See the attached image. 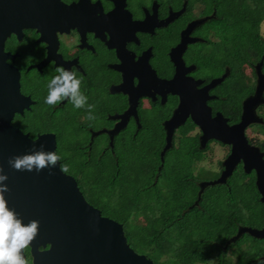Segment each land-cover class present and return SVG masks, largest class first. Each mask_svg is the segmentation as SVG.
Here are the masks:
<instances>
[{"label":"trees","instance_id":"16d2710c","mask_svg":"<svg viewBox=\"0 0 264 264\" xmlns=\"http://www.w3.org/2000/svg\"><path fill=\"white\" fill-rule=\"evenodd\" d=\"M157 1L178 8L183 3ZM187 6L188 19L215 14L205 24L211 40L198 45L195 61L209 78L220 77L225 69L229 70V75L213 90L217 99L210 105L229 124L236 123L242 102L255 94V66L262 63L264 74V38L259 34L264 0H187ZM12 41L13 51L22 54V60L15 64L21 72V90L37 101L31 112H26V119L17 116L14 124L31 136L55 134L56 153L64 172L75 178L86 201L103 217L123 225L128 244L136 253L145 255L153 264H211L213 260L216 264H257L258 258L264 259V239L246 233L231 242L240 228H264V204L254 171L247 174L240 164L226 183L208 186L198 199L203 180L195 175L194 165L201 162L211 145L200 149L199 137L192 133L196 127L188 123L162 160V118L153 113H146L141 119L138 132L129 126L121 134L123 139L116 141L114 156L108 153L102 158L86 157L80 151L88 140L84 132L82 135L72 129L68 104L53 108L56 104L44 103L50 78L25 71L23 57L30 64L37 61L38 53L25 56L19 50L20 44L14 38ZM92 111L95 118L89 123L94 126V121H98L95 111L102 119L105 115L95 106ZM263 111L264 106L259 116L263 123L254 124L251 129L264 131ZM251 144L264 152L263 141L255 138ZM218 176L219 173L210 181Z\"/></svg>","mask_w":264,"mask_h":264},{"label":"flooded vegetation","instance_id":"af4514ba","mask_svg":"<svg viewBox=\"0 0 264 264\" xmlns=\"http://www.w3.org/2000/svg\"><path fill=\"white\" fill-rule=\"evenodd\" d=\"M58 3L72 8L67 12L66 22L62 26H54L56 30L53 29L44 35L37 30H25L21 40L11 35L4 42V55H7L8 64L19 68L15 64L17 60H22V54L13 51L14 38L20 44L19 50L27 54L25 56L38 53L37 61L30 64H27L28 59L23 57L26 72H35L50 79L57 75L55 69L60 66L76 72L77 77L81 79V91L87 97V102L92 103L95 109L98 107L101 112L104 110L105 118L102 119L103 116L98 113L99 122L94 121V126L90 125L87 105L76 109L68 100H61L53 108L68 104L72 110L70 115L74 123L72 129L75 132L80 131V134L84 132L88 140L80 151L88 158L96 156L102 158L108 153L114 156L116 141L123 139L120 138L121 134L129 126H133L138 132L141 129L140 121L146 113L150 116L153 113L162 118L160 124L165 134L163 151L167 138L165 126L180 107L177 119L182 123L173 131L172 147V142L186 124L195 125L191 106L187 103L183 110V102L188 101L189 96L202 98L204 94H201L200 90L211 82L229 75L228 69L217 78H209L200 71L198 62L195 61L198 45L211 40L209 28H205V24L213 19L215 14L210 16L197 14V17L188 19L187 0H183L180 8L157 0H48L47 4H50L51 10L56 8L60 12V7L57 8ZM0 9L5 13L8 10L1 0ZM111 13L116 17L109 18V21L105 16ZM0 32L2 33L1 29ZM12 56H16L14 61L11 60ZM256 67L257 65L255 72ZM183 74L185 79L190 78L194 83L198 82L191 93L183 89ZM258 80L256 72V87ZM172 81L175 86L169 84ZM215 87L208 91L210 99L206 102L211 108L213 118L217 114L224 117L210 105V102L217 99L213 93ZM95 90V94L89 96ZM21 93L29 97L33 103L22 115L16 114L11 125L25 135L28 134L32 140L44 134H54L37 133L31 136L14 124L17 116L26 119V112H31L37 103L31 95L23 93L22 90ZM252 96H248L242 102V113L244 102ZM263 106L264 104L257 109L260 117ZM242 113L236 123L229 124V120L225 117L224 119L229 126H233L241 121ZM195 127L196 130L192 133L198 135L200 149L216 143L225 150L224 159L219 164V178L226 169L224 162L231 154V147L216 140H208L201 146L202 132L197 125ZM115 129L116 133L111 135ZM250 129L251 126L245 132L249 144L253 140L248 134ZM240 164L243 168V164ZM60 166L63 170L61 162ZM203 182L207 181L200 184ZM49 249L50 245L46 247L37 245L35 248L30 245L24 250V254L29 264H61L60 261L43 258L42 254Z\"/></svg>","mask_w":264,"mask_h":264},{"label":"water","instance_id":"95a60500","mask_svg":"<svg viewBox=\"0 0 264 264\" xmlns=\"http://www.w3.org/2000/svg\"><path fill=\"white\" fill-rule=\"evenodd\" d=\"M1 2L8 10L5 13L0 9V168L8 176L6 183L9 191L5 194L8 206L24 223L31 220L40 222L38 235L31 246L35 248L37 245H50V249L42 254L43 258L60 261L61 264H153L152 260L136 253L129 246L123 225L103 217L100 210L86 201L77 181L61 169L59 160L55 167L39 172L15 170L9 166L8 160L16 155L36 150L56 152L57 141L54 134H44L32 140L28 134L25 135L11 125L15 115H22L33 102L21 93L19 70L6 62L4 42L11 35L21 40L24 31L30 29L37 30L42 35L50 33L53 29L56 30L54 26H62L66 22L67 12L72 8L58 3L60 12L56 8L51 10L50 4H47L48 0ZM114 17V13L105 16L109 21V18ZM15 57L12 56L11 60L14 61ZM261 66L262 63L256 67L259 80L255 94L244 102L241 121L238 124L229 126L221 114L213 118L211 108L206 102L210 99L208 91L221 83L225 76L200 90L201 94H204L202 98L189 96L188 101L183 102V110L185 104L191 106L193 122L202 132L201 146L208 140H216L231 147V154L224 162L226 169L217 180L200 184L198 199L208 186L226 183L237 165L242 163L247 174L252 171L256 173V186L264 204V152L249 144L245 135L247 128L263 123L257 114L258 107L264 104V74ZM169 84L175 86L173 81ZM197 85L198 82L194 83L190 78L185 79L183 74V89L191 93ZM179 112L180 107L165 126L167 138L161 153L162 160L165 152L171 147L174 129L182 123L177 119ZM114 133L116 129L111 135ZM246 233L264 239V228H240L231 242Z\"/></svg>","mask_w":264,"mask_h":264},{"label":"clouds","instance_id":"9594fccd","mask_svg":"<svg viewBox=\"0 0 264 264\" xmlns=\"http://www.w3.org/2000/svg\"><path fill=\"white\" fill-rule=\"evenodd\" d=\"M55 71L57 75L52 76L47 84L44 103L55 105L61 100H68L76 109L87 105L88 119H94L93 105L87 102V97L81 91V79L77 77L76 72L63 66L57 67ZM58 159L54 150H36L13 156L8 160V164L15 170L39 172L45 168L55 167ZM7 180V174L0 168V264H29L24 250L38 235L40 222L31 220L24 223L8 206L5 197L9 191ZM257 264H264V259L258 258Z\"/></svg>","mask_w":264,"mask_h":264},{"label":"rangeland","instance_id":"374dc122","mask_svg":"<svg viewBox=\"0 0 264 264\" xmlns=\"http://www.w3.org/2000/svg\"><path fill=\"white\" fill-rule=\"evenodd\" d=\"M259 34L264 38V21L262 25L260 26ZM217 46L220 47V45H217ZM247 72H249L250 74L252 73L250 69H247ZM95 92L96 90L91 93L95 94ZM95 112L99 113L98 111H95ZM263 132L264 131H262V129L254 127L253 129H250L248 131V134H250V136L253 139L258 138L260 141L264 142ZM209 150L210 151L206 155L204 154V156L201 159V162L194 165L195 175L203 181L214 180V178L219 173V164L220 162L223 161L224 156H225V150L220 145H217L216 143L211 145ZM211 264H216V262L213 260Z\"/></svg>","mask_w":264,"mask_h":264}]
</instances>
